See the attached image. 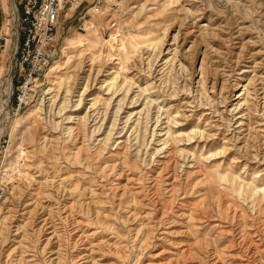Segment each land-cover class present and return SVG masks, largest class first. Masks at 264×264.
<instances>
[{"label": "rangeland", "instance_id": "1", "mask_svg": "<svg viewBox=\"0 0 264 264\" xmlns=\"http://www.w3.org/2000/svg\"><path fill=\"white\" fill-rule=\"evenodd\" d=\"M120 3L0 116V264H264V0Z\"/></svg>", "mask_w": 264, "mask_h": 264}, {"label": "built area", "instance_id": "2", "mask_svg": "<svg viewBox=\"0 0 264 264\" xmlns=\"http://www.w3.org/2000/svg\"><path fill=\"white\" fill-rule=\"evenodd\" d=\"M16 20L0 45V116L18 117L35 101L46 73L60 56L63 26L78 17H109L115 28L120 0H13ZM10 15H8L9 17ZM7 27V26H6ZM3 194L0 193V203Z\"/></svg>", "mask_w": 264, "mask_h": 264}, {"label": "crops", "instance_id": "3", "mask_svg": "<svg viewBox=\"0 0 264 264\" xmlns=\"http://www.w3.org/2000/svg\"><path fill=\"white\" fill-rule=\"evenodd\" d=\"M12 1L13 0H0V45L2 44L1 36L3 33L5 31L10 33L11 31V15H13V20L16 19L14 7L11 6ZM8 15L10 16L8 17ZM6 26H8V28Z\"/></svg>", "mask_w": 264, "mask_h": 264}, {"label": "bare ground", "instance_id": "4", "mask_svg": "<svg viewBox=\"0 0 264 264\" xmlns=\"http://www.w3.org/2000/svg\"><path fill=\"white\" fill-rule=\"evenodd\" d=\"M196 1V0H195ZM189 2V1H188ZM194 2V1H193ZM187 6V5H186ZM189 6H191V8H192V10H194V12L196 13H199L200 11H198V9H199V7H197L196 5H195V3H193V4H191V5H189ZM187 10H189V9H187ZM200 14V13H199ZM12 16L13 15H11V18H12ZM198 17V16H197ZM201 19H199V21H200ZM205 20V19H204ZM207 24V23H206ZM215 24V20H213V19H211V21L207 24V25H205V27H203V33L202 34H208L209 32V30H208V28L209 27H211V26H213ZM220 26V25H219ZM220 29V28H219ZM213 33V32H212ZM241 35V34H240ZM207 36H209V35H207ZM198 37H200V36H198ZM214 38V37H213ZM96 40H98V38H96ZM220 51V50H219ZM52 68V67H51ZM149 87V86H148ZM85 91H86V89H85ZM84 91V92H85ZM148 100V99H147Z\"/></svg>", "mask_w": 264, "mask_h": 264}]
</instances>
